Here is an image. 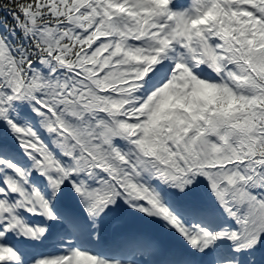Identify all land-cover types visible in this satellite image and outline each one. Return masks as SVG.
Wrapping results in <instances>:
<instances>
[{
	"label": "snow or ice",
	"instance_id": "6c2138e0",
	"mask_svg": "<svg viewBox=\"0 0 264 264\" xmlns=\"http://www.w3.org/2000/svg\"><path fill=\"white\" fill-rule=\"evenodd\" d=\"M0 264H264V0H0Z\"/></svg>",
	"mask_w": 264,
	"mask_h": 264
}]
</instances>
